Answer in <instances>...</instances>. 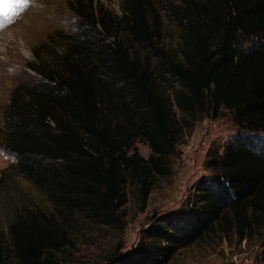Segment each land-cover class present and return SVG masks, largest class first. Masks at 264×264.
I'll list each match as a JSON object with an SVG mask.
<instances>
[{
    "label": "trees",
    "instance_id": "trees-1",
    "mask_svg": "<svg viewBox=\"0 0 264 264\" xmlns=\"http://www.w3.org/2000/svg\"><path fill=\"white\" fill-rule=\"evenodd\" d=\"M186 1L182 13L191 29L181 58L161 50L166 72L179 83L172 98L183 112L233 108L241 131L225 142L220 155L210 156L208 164L215 173L194 183L189 206L152 215L136 245L115 252L110 264H163L211 228L226 208L240 231L250 224L249 209L264 210V152L257 139L264 134V0ZM83 2L78 0L75 8L80 26L95 29L101 39L122 23L138 41L152 42L158 36L148 12L152 0H125L115 18L91 0ZM255 34L259 38L244 47L240 38ZM94 43L82 45L90 50ZM78 47L80 43L73 46ZM100 47L107 70L103 79L114 81L103 82L102 88L73 51L63 56L62 67L41 65V54L35 51L36 61L30 65L41 80L13 89L5 144L15 154V166L41 186L60 211L78 209L113 224L126 200L128 174L136 178L144 201L155 173L162 171L165 156L175 146L178 130L171 98L149 61L120 40ZM114 83H119L116 89L110 87ZM113 92L123 104L118 119L107 113ZM136 137L150 147L147 156L138 152ZM7 234L4 242L0 230V256H8L6 264H52V253L70 242L57 214L40 208L18 214Z\"/></svg>",
    "mask_w": 264,
    "mask_h": 264
},
{
    "label": "rangeland",
    "instance_id": "rangeland-1",
    "mask_svg": "<svg viewBox=\"0 0 264 264\" xmlns=\"http://www.w3.org/2000/svg\"><path fill=\"white\" fill-rule=\"evenodd\" d=\"M84 1L86 4L88 0ZM124 1L91 0L97 9L114 18L121 14ZM77 2L29 0L10 22L0 15V173L8 165L0 178V230L7 242L8 225L18 214L29 208L52 211L70 235V242L52 253V264H110L115 252L136 245L141 229L148 225L152 215L176 213L189 206L194 183L215 173L208 159L214 154L220 155L225 142L241 128L234 118L233 108L220 106L216 111L208 112L196 107L193 111L183 112L172 98L171 92L179 83L166 72L167 60L161 50L170 58H181L191 29V23L182 13L186 0H152L153 6L148 12L158 32L152 42L136 40L123 23L112 27L110 35L106 34L103 39L95 29L84 30L80 26L78 8L75 9ZM258 38L255 34L243 36L240 41L246 47ZM87 39L95 42L90 50L82 45L88 43ZM113 39L125 42L132 53L149 61L161 88L171 98L178 131L175 146L165 156L162 171L155 173L144 201L136 178L128 174L124 184L126 200L116 211L119 220L110 224L78 209L66 213L60 211L43 188L15 166V154L5 144V125L13 89L17 85L32 87L40 83L41 74L30 65L36 61V50L45 67H62L63 56L73 51L82 68L90 72L102 88L103 82L114 81L103 79L107 70L102 64L100 46ZM79 43V49H74V44ZM118 84L110 87L116 89ZM110 103L112 109L107 110L108 117L118 119L123 105L120 95L113 92ZM260 134L257 139L264 152V134ZM134 145L143 156L151 151L143 138L136 137ZM247 217L250 224L240 231L232 211L226 208L211 228L179 247L163 264H264V210L249 209ZM7 257L1 255L0 264H6Z\"/></svg>",
    "mask_w": 264,
    "mask_h": 264
},
{
    "label": "snow or ice",
    "instance_id": "snow-or-ice-1",
    "mask_svg": "<svg viewBox=\"0 0 264 264\" xmlns=\"http://www.w3.org/2000/svg\"><path fill=\"white\" fill-rule=\"evenodd\" d=\"M29 3V0H0V15H3L10 22L11 19L19 15Z\"/></svg>",
    "mask_w": 264,
    "mask_h": 264
}]
</instances>
